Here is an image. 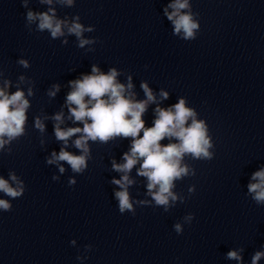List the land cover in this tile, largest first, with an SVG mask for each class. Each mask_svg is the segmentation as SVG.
Wrapping results in <instances>:
<instances>
[{
  "label": "clouds",
  "instance_id": "obj_1",
  "mask_svg": "<svg viewBox=\"0 0 264 264\" xmlns=\"http://www.w3.org/2000/svg\"><path fill=\"white\" fill-rule=\"evenodd\" d=\"M42 2L51 4L52 0H42ZM59 2L69 6L73 4V0H59ZM169 8L172 9L171 12L168 11ZM187 8H189L188 0H174L164 9V14L172 22L175 34L182 33L183 39L192 40L195 39V32L199 25L190 13L181 11ZM37 19L39 20L38 30L47 29L52 38L63 36V28L67 27L68 33L74 34L79 39L80 47L93 42L81 38L84 31H92L93 29H85L77 22L79 16L69 25L67 21L55 17L54 9H49V12L45 13L28 11V22ZM19 63L28 67V62L25 60H20ZM117 75L115 69L104 74L94 65L91 75H84L81 79L70 81L72 91L67 95L66 104L69 107L71 118H74L75 122L82 123L83 127L61 129L59 125L63 123V113H57L53 117L57 121L55 136L57 140L67 144L69 138L80 133L81 135L74 141V145L81 149L83 154L74 155L62 148L58 155L53 152L52 158L47 162L51 164L65 161L74 172L80 173L87 167L88 140L96 141L98 139L101 142H107L114 137H130L132 139L130 150L123 155L125 162L122 164L113 162L112 165L115 171L126 173L121 179L114 178L112 181L123 189L115 193L119 201L120 212L123 213L126 209H132L126 187L132 181L129 180L127 173L138 162L140 168L137 174L147 178V188L152 198L157 205L167 206L169 198L172 201L177 199L172 192L174 181L188 174V168L181 166L183 156L191 154L194 158L211 159L212 154L208 149L212 145L207 136L206 126L203 121L195 119V112L186 107L185 101L180 99L178 103L168 109L157 107L153 125L145 127L142 116L146 112L148 103L155 102V96L148 85L142 83L141 87L147 99L135 100L133 98L134 93L128 91L132 88L131 82L125 86L117 81ZM7 86L8 82H5V88ZM54 88L58 90V85ZM31 94V89H29V95ZM49 95L54 96L55 91H50ZM161 96L167 99L168 93L162 91ZM29 106V101L25 98L23 91L17 90L9 94L0 88V149L6 143H11L12 140L23 135L27 119L26 111ZM189 119H191V124H188ZM35 124L37 128L43 131L44 125L39 119L36 120ZM141 132H143L142 136L140 135ZM165 138L169 140L175 138L178 143L170 142L163 145L161 141ZM60 171L63 172L64 168L61 167ZM10 179L16 182L17 187H12L8 180L0 177V191L9 197L17 198L24 191L22 182L18 181L14 174H10ZM252 180L257 182L249 183V193L254 194L253 199L258 204L264 203V169L253 173ZM69 183L74 184L75 181L70 180ZM154 189L157 190L153 191ZM0 209L10 211L11 205L8 201L0 199ZM187 219L190 220L191 216ZM175 230L179 233L181 226L175 225ZM262 256H264V252H256L252 258V264H257ZM227 258L242 260L239 252L235 250L229 251Z\"/></svg>",
  "mask_w": 264,
  "mask_h": 264
}]
</instances>
